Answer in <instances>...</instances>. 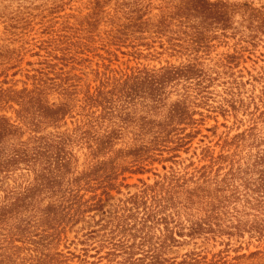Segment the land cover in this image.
Returning <instances> with one entry per match:
<instances>
[{
	"label": "rangeland",
	"instance_id": "1",
	"mask_svg": "<svg viewBox=\"0 0 264 264\" xmlns=\"http://www.w3.org/2000/svg\"><path fill=\"white\" fill-rule=\"evenodd\" d=\"M0 264H264V0H0Z\"/></svg>",
	"mask_w": 264,
	"mask_h": 264
}]
</instances>
